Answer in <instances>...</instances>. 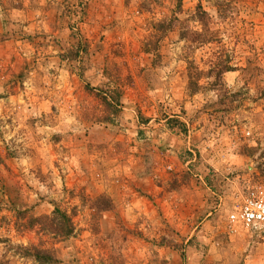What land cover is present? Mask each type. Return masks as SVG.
I'll list each match as a JSON object with an SVG mask.
<instances>
[{
    "label": "rangeland",
    "instance_id": "1",
    "mask_svg": "<svg viewBox=\"0 0 264 264\" xmlns=\"http://www.w3.org/2000/svg\"><path fill=\"white\" fill-rule=\"evenodd\" d=\"M39 1L0 0V264H264L227 220L264 188V0Z\"/></svg>",
    "mask_w": 264,
    "mask_h": 264
},
{
    "label": "crops",
    "instance_id": "2",
    "mask_svg": "<svg viewBox=\"0 0 264 264\" xmlns=\"http://www.w3.org/2000/svg\"><path fill=\"white\" fill-rule=\"evenodd\" d=\"M27 1H29V0H27ZM27 1L25 0L24 3L26 4ZM31 1H34V0H31ZM26 11H27L26 13L28 15H33L32 17H34L35 12L40 14L39 9H36V10L28 9ZM0 20H1V18H0ZM152 134H153V131H152ZM162 156L158 155L157 153L153 154L154 161H152V166H151L148 174L145 173V170L141 167L140 164H137V165H135V168H133L131 170V173L129 175H127V176L131 177V180L134 182V187H138L139 191H143V192L148 191L153 196L158 195L160 188L158 187L157 183H160V184L163 183V181H164V177H163L164 167L170 166V163L167 161V159H164V157H165L164 154H162ZM136 160H140V158H138V159L136 158ZM136 160H135V162H136ZM109 173H110L111 177H114L117 174H119L117 170L112 172L113 175L111 174V172H109ZM121 173H122V171H120V174ZM151 175H153V176H151ZM153 179H157L156 184H154ZM130 183H131V181H130ZM130 183L129 182H128V184L122 183L121 184L122 188L120 190H119V186H117V185L113 184V185L109 186L108 184H104L103 182H100V185H97V186L98 187L100 186L101 189L105 188V186H106L107 190L110 192V196L113 199L114 205H117L116 208H118V205H120L122 203L121 201H124L123 195H125L126 192L130 194L134 191L131 188L132 186H130L131 185ZM162 205H163V203H162ZM144 209H145V207H144ZM141 210L143 211V209H141ZM111 215H113L111 212H106L103 214V217L104 218H106V217L107 218H113V216H111ZM185 254H186V252H185Z\"/></svg>",
    "mask_w": 264,
    "mask_h": 264
},
{
    "label": "built area",
    "instance_id": "3",
    "mask_svg": "<svg viewBox=\"0 0 264 264\" xmlns=\"http://www.w3.org/2000/svg\"><path fill=\"white\" fill-rule=\"evenodd\" d=\"M231 230L236 226L264 227V188L250 189L241 204L227 217Z\"/></svg>",
    "mask_w": 264,
    "mask_h": 264
},
{
    "label": "trees",
    "instance_id": "4",
    "mask_svg": "<svg viewBox=\"0 0 264 264\" xmlns=\"http://www.w3.org/2000/svg\"><path fill=\"white\" fill-rule=\"evenodd\" d=\"M216 2H218V1H216ZM216 5L220 6L221 3H216ZM196 17L203 24L205 23V19H208V13L201 8V5H199L197 7ZM231 69L232 68L230 65H224V67L222 68V71H228ZM103 99L105 100L106 103L109 104V101L106 97H103ZM172 120L177 122V120H175V119H170V118L167 119L168 122L172 121ZM55 210H56L57 214L59 215L60 220L62 221V222L57 221V223L59 225V228H57V234L61 235L62 237L70 235L73 232V226L71 225V223H69L70 220L68 219V217L66 216V214L64 212H61L57 209H55ZM65 222H67V223H65ZM34 255H35L36 259L40 260V263H42V264H48L50 261H52L54 259L52 257V255L46 251H41V250L39 251L38 250V251H36V253Z\"/></svg>",
    "mask_w": 264,
    "mask_h": 264
}]
</instances>
